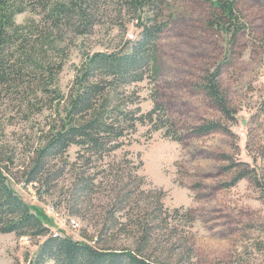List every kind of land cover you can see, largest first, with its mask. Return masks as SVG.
I'll return each instance as SVG.
<instances>
[{
    "label": "rangeland",
    "instance_id": "obj_1",
    "mask_svg": "<svg viewBox=\"0 0 264 264\" xmlns=\"http://www.w3.org/2000/svg\"><path fill=\"white\" fill-rule=\"evenodd\" d=\"M236 8L243 30L233 39L220 28V14L211 1L164 0L166 26L158 39L157 79L148 73L144 81L120 89L142 113L151 110L153 97H158L164 105L161 123L169 119L170 133L181 136L177 141L166 135V128L138 124L122 148L105 158L123 161L128 172L131 166L124 154L136 163L142 161L143 189L151 190L156 200L164 191V207L180 209L168 219V226L165 223L154 232L153 248L166 264H264V1L237 0ZM40 17L24 12L17 22L40 23ZM64 31L57 42L59 51L45 48L41 56L45 59L40 61L43 65L47 60L63 61L54 83L47 85L67 97L87 54L122 49L130 34H134L131 39L139 38L140 29L137 21L126 17L102 20L86 35ZM216 72V81L235 110L234 120L227 119L207 93L206 84ZM38 81L25 78L0 88V148L14 159L11 168L16 179L11 184L42 211L52 232L76 240L87 234L95 240L111 205L101 189H78L77 168L94 174L101 167H83L77 146L66 155L69 165L65 167L63 161L55 166L64 167L63 175L44 185L41 194L34 185L20 182L34 149L63 115L65 105L56 94H43ZM208 121H220L227 130L194 131ZM243 170L252 174L234 183ZM105 176L106 172L99 174L96 183ZM187 209L190 220L182 216ZM116 244L134 242L119 235ZM36 250V241L0 233V264L16 260L25 264Z\"/></svg>",
    "mask_w": 264,
    "mask_h": 264
},
{
    "label": "trees",
    "instance_id": "obj_2",
    "mask_svg": "<svg viewBox=\"0 0 264 264\" xmlns=\"http://www.w3.org/2000/svg\"><path fill=\"white\" fill-rule=\"evenodd\" d=\"M209 1L219 11L220 28L236 39L243 30L237 0ZM163 3L164 0H0V88L25 78L39 80L43 94H56L60 102L65 100L63 115L52 123L42 143L34 149L20 182L34 185L41 194L44 185L63 175L64 167L55 166L63 161L65 167L69 165L66 155L77 146L78 160L83 167L92 166L95 170L101 167L94 174L88 173L87 168H77L78 189L85 192L101 189L107 192L111 205L95 240H89L87 234L82 240H76L52 232L42 211L12 186L10 180L16 179L11 168L14 159L0 148V233H14L36 241L37 250L33 256L26 257L25 264L50 261L54 264H166L153 248L154 232L165 223L168 226V219L179 214L180 209L164 207V191H160V199L156 200L151 190L143 189L146 178L140 174L142 161L136 163L128 153L124 154L123 159L131 166L129 172L117 158L105 161L122 148L138 124H152L155 130L166 128V135H172L170 120L161 123L165 117L164 105L158 97H153V108L142 113L139 107H133L125 92L120 91L123 86L144 81L148 73L157 79L158 39L166 26V21H162ZM145 11L149 14L144 17ZM24 12L39 14L40 23L36 20L18 23L17 16ZM126 17L137 21L138 39H127L125 47L119 50L87 54L67 97L48 89L63 68V61L47 60L43 65L40 59L42 62L45 59L41 56L45 55L47 47L59 51L57 42L62 40L64 30L86 35L102 20L120 21ZM217 75L218 72L214 73L206 84L207 93L227 119L234 120L235 110L216 81ZM220 130H227L220 121H208L194 128L197 134ZM172 138L181 140L175 133ZM105 172L107 176L97 184L99 174ZM250 174L251 171L243 170L233 182ZM45 190L48 192L50 188L45 187ZM182 216L190 220L191 210H185ZM119 235L133 239L134 245H117ZM14 264L21 263L16 260Z\"/></svg>",
    "mask_w": 264,
    "mask_h": 264
},
{
    "label": "built area",
    "instance_id": "obj_3",
    "mask_svg": "<svg viewBox=\"0 0 264 264\" xmlns=\"http://www.w3.org/2000/svg\"><path fill=\"white\" fill-rule=\"evenodd\" d=\"M134 35V34H130L129 38L131 39V36Z\"/></svg>",
    "mask_w": 264,
    "mask_h": 264
},
{
    "label": "bare ground",
    "instance_id": "obj_4",
    "mask_svg": "<svg viewBox=\"0 0 264 264\" xmlns=\"http://www.w3.org/2000/svg\"><path fill=\"white\" fill-rule=\"evenodd\" d=\"M131 37H133V36H131Z\"/></svg>",
    "mask_w": 264,
    "mask_h": 264
}]
</instances>
